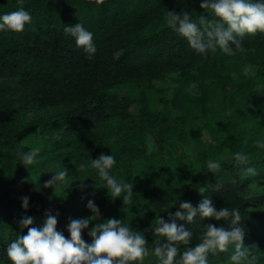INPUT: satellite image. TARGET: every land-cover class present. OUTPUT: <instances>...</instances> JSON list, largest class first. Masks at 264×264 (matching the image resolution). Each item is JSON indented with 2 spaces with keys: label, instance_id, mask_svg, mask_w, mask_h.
<instances>
[{
  "label": "trees",
  "instance_id": "1",
  "mask_svg": "<svg viewBox=\"0 0 264 264\" xmlns=\"http://www.w3.org/2000/svg\"><path fill=\"white\" fill-rule=\"evenodd\" d=\"M200 2L24 0L31 23L0 32V264H11L8 244L27 234L19 223L25 216L40 227L45 212L59 213L57 230L70 239L69 218L90 217L92 200L102 220H125L151 249L157 239L167 242L150 231L157 215L168 220L180 202L198 207L205 199L217 210H240L244 244L264 264V149L256 146L264 138V33L246 35L244 51L232 46L234 55L219 48L200 54L165 19L168 10H187L198 24L201 15L215 19ZM20 7L0 0V16ZM78 23L93 33L91 58L64 33ZM26 140L40 147L29 168L14 154L29 151ZM236 152L250 157L256 175L236 166ZM102 153L116 158L112 175L134 184L126 206L101 188L94 169L76 171ZM220 157L213 174L207 161ZM63 168L68 183L44 188ZM176 222L193 231L189 247L201 242L205 224L230 226L199 217ZM83 239L93 242L88 230ZM232 251L210 253L208 264H230Z\"/></svg>",
  "mask_w": 264,
  "mask_h": 264
},
{
  "label": "clouds",
  "instance_id": "2",
  "mask_svg": "<svg viewBox=\"0 0 264 264\" xmlns=\"http://www.w3.org/2000/svg\"><path fill=\"white\" fill-rule=\"evenodd\" d=\"M21 7L0 16V32H23L26 25L32 21L31 14L23 7L24 0H18ZM200 7L212 13L215 19L207 20L199 17V24L193 20L187 10L181 14L167 11L165 19L170 28L184 37L190 47L200 54L209 51L215 53L217 48L226 55H234L235 51H244L243 38L246 35L264 33V2L261 0H201ZM64 33L75 39L77 47L82 48L91 58L97 51L93 33L78 23L64 27ZM250 69L245 68L248 75ZM195 87V85H192ZM39 130L36 134H38ZM256 146L264 149V138L256 141ZM40 149L33 147L28 152L17 151L14 154L25 168L36 163ZM223 157L207 161V168L213 174L221 171ZM114 155L101 154L88 163L80 164L76 171H85L88 167L94 169L98 179L105 182V188L112 200L122 199L126 206L132 201L134 184L117 179L111 174L116 166ZM236 166L245 175H256V169L250 165V157L243 152L235 153ZM67 168H63L46 181L44 188L55 189L68 183ZM25 210L29 207V198L22 197ZM176 206L173 205V208ZM179 210L174 214L169 211L168 220L157 215L150 231L156 237H162L166 243L157 239L154 247L149 248V242L143 232L136 231L125 220L110 218L101 219V213L94 201L89 200L87 208L92 213L83 219L69 218L67 231L70 239L58 231L59 213L53 215L51 210L45 212L43 225L34 226V219L25 216L21 219L23 231L7 246V257L11 264H145L150 256H154L156 264H208V255L226 253L233 249L229 257L230 264H257L256 255L245 246L246 229L241 226L243 218L238 208L227 207L217 210L210 199L203 200L198 207L188 201L179 203ZM202 220L223 221L228 228L217 227L214 224L204 225L201 242L189 247L193 231L177 224V220L193 224L196 218ZM94 224L90 228V225ZM88 230L92 243L87 244L83 233ZM181 246L184 250L181 251Z\"/></svg>",
  "mask_w": 264,
  "mask_h": 264
},
{
  "label": "rangeland",
  "instance_id": "3",
  "mask_svg": "<svg viewBox=\"0 0 264 264\" xmlns=\"http://www.w3.org/2000/svg\"><path fill=\"white\" fill-rule=\"evenodd\" d=\"M219 135H220V137H221V132L219 133ZM24 144L26 145V146H28L29 147V151L33 148V147H38V148H40L39 147V144H37L35 141H32V140H26V142H24ZM212 188L214 189V190H217V189H219V184H217V183H213L212 184Z\"/></svg>",
  "mask_w": 264,
  "mask_h": 264
}]
</instances>
